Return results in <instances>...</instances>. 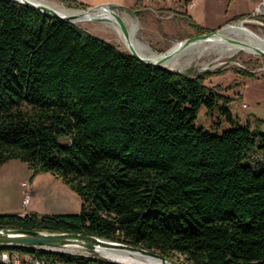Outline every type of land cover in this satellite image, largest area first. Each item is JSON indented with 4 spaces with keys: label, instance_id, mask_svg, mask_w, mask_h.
Wrapping results in <instances>:
<instances>
[{
    "label": "trees",
    "instance_id": "1",
    "mask_svg": "<svg viewBox=\"0 0 264 264\" xmlns=\"http://www.w3.org/2000/svg\"><path fill=\"white\" fill-rule=\"evenodd\" d=\"M210 76L141 63L75 24L0 0V165L52 173L81 201L78 214L0 215V230L84 234L190 264H264V166L245 161L264 151V133L234 124L224 107L227 129L195 126L201 107L218 108Z\"/></svg>",
    "mask_w": 264,
    "mask_h": 264
},
{
    "label": "rangeland",
    "instance_id": "2",
    "mask_svg": "<svg viewBox=\"0 0 264 264\" xmlns=\"http://www.w3.org/2000/svg\"><path fill=\"white\" fill-rule=\"evenodd\" d=\"M41 1L62 5L50 0ZM262 2L263 0H260L257 4ZM127 4L130 5V3ZM62 6L81 10L64 4ZM117 13L134 21L138 25L137 39L158 54L168 52L178 47L184 39L198 35L193 31L188 34L187 26L184 28L173 26L175 23L171 22H175L176 16L163 9H158L157 15L147 13L151 15L148 19L150 22L147 23L148 31L143 27V15H138L140 16L138 19L134 16L135 11L119 10ZM243 21L244 26L255 35L264 36V5H260L258 11H252L243 19L228 22L226 25ZM74 23L91 35L112 44L119 51L129 54L130 47H127L108 25L109 21L83 20ZM135 53L138 54L136 51ZM189 56L179 54V67L173 71H179L191 77L204 73L211 74L204 81V85L220 95L218 108L210 115L204 107L199 109L195 126L209 133H220L227 129L229 123L219 112V109L224 107L234 124L248 126L251 131L264 133V56L246 48L232 56H227L220 50L212 51L191 61ZM239 69L252 76L238 75L236 71ZM245 161L256 169L262 168L264 151H251ZM80 204L79 196L61 178L52 173L34 171L26 163L18 160H9L0 165V215L78 214ZM169 260L174 264H190L179 255Z\"/></svg>",
    "mask_w": 264,
    "mask_h": 264
},
{
    "label": "water",
    "instance_id": "3",
    "mask_svg": "<svg viewBox=\"0 0 264 264\" xmlns=\"http://www.w3.org/2000/svg\"><path fill=\"white\" fill-rule=\"evenodd\" d=\"M11 2H16L19 4H25L34 8L35 10L39 11L45 17H54L58 18L63 22L74 24L73 19L76 16H62L56 13L53 9L48 7L43 1L38 0L37 3L31 1H14V0H7ZM67 10H75L84 13H92L97 10H104L106 11L109 16L112 18L114 24L119 29V32L124 38L128 37V31L126 25L124 24L121 16L117 13V11L121 10L122 7H117L116 5L112 4H104L98 5L95 7L87 8V9H70L65 8ZM92 21H107V18L97 19V17H92ZM225 25L218 30L210 31L208 33L198 34L191 36L187 39L181 41L178 47L165 52L160 53V58L157 60H148L140 57L135 53L132 49H128L129 55L133 58L138 60L141 63L152 65L156 67L163 68L169 72L171 70L164 67V63L170 59L172 56L182 52L183 50L187 49L190 45L195 42L202 41L209 39L212 36L218 34L220 30L227 27ZM156 53V52H155ZM258 54L264 56V52L258 51ZM179 72V71H178ZM67 247H73V249H85L94 252H100L101 254L105 250L114 249L120 251L130 252V254L139 253L144 256L153 258L154 260L158 261V264H174L166 257H163L157 253H153L151 251L118 243L113 241H108L102 238L78 234V233H62V232H44V231H30V230H20V229H2L0 230V248H20V249H39V250H54L59 251L60 249H65ZM103 255V254H102ZM105 258V257H104ZM108 262L117 264L107 258H105Z\"/></svg>",
    "mask_w": 264,
    "mask_h": 264
},
{
    "label": "bare ground",
    "instance_id": "4",
    "mask_svg": "<svg viewBox=\"0 0 264 264\" xmlns=\"http://www.w3.org/2000/svg\"><path fill=\"white\" fill-rule=\"evenodd\" d=\"M14 1H31L37 3L38 0H14ZM48 7L53 9L56 13L62 16H76L73 22L91 20L92 17L97 19L107 18L109 21L108 25L119 35L121 41L127 46L132 47L139 56L144 57L148 60H157L160 58L158 53L152 51L147 44L141 42L136 37L138 25L127 16H121V19L126 25L128 31V37L124 38L119 29L114 24L112 18L104 10H97L92 13H84L80 11L67 10L62 5L55 3H46ZM264 5V3H263ZM75 24V23H74ZM249 49L254 52H264V36L255 35L248 28L244 26V21L236 24L228 25L218 32L217 35L210 37L209 39L198 41L190 45L187 49L172 56L164 63V67L173 71L179 67L178 56L179 54H188L189 60L200 58L203 55L209 54L212 51L220 50L227 56H232L241 49ZM219 52V51H218ZM163 54V53H162ZM65 249H73V247H67ZM103 257L117 263V264H158L157 260L144 256L139 253L120 251L109 249L103 251Z\"/></svg>",
    "mask_w": 264,
    "mask_h": 264
},
{
    "label": "crops",
    "instance_id": "5",
    "mask_svg": "<svg viewBox=\"0 0 264 264\" xmlns=\"http://www.w3.org/2000/svg\"><path fill=\"white\" fill-rule=\"evenodd\" d=\"M50 1H55L62 5H63L62 2L73 3L75 4V7L80 9H87L104 4H112V5H116L117 7H122L121 11L133 12L135 10H138L134 16L138 19L140 17V16L138 17V15L141 14L144 16L143 27H145L147 31L149 30L148 29L149 24L147 23L150 22V21L148 22V19L151 18V15L147 13L149 12L154 15L158 14L157 11H155L154 9L153 11L147 10V8L144 7L138 9L135 6L134 3L135 0H50ZM258 1L260 0H193V4L188 6L180 5V4H171V3L164 4L163 7L156 6L155 4L153 5L149 4V6L153 8L163 9L167 11L169 14H174V17L176 15L185 13L193 20V22H195L203 29L209 31H215L220 27L226 25L228 22H232L234 19H237L239 17H246L248 16V14H251L252 11L256 10ZM127 3H130L131 7ZM215 13L217 15H215ZM171 23H175L173 26L177 28L179 27L184 28L185 26H187L185 21L180 16H176L175 22H171ZM165 26L167 27V24H165ZM151 28L152 27H150V29ZM186 28L188 30V34H190L189 33L190 31L191 32L193 31L188 26Z\"/></svg>",
    "mask_w": 264,
    "mask_h": 264
},
{
    "label": "built area",
    "instance_id": "6",
    "mask_svg": "<svg viewBox=\"0 0 264 264\" xmlns=\"http://www.w3.org/2000/svg\"><path fill=\"white\" fill-rule=\"evenodd\" d=\"M135 6L140 9L141 7L147 8V10L157 11L159 8H153L149 6V4H155L156 6L163 7L164 4L171 3V4H180V5H191L193 4V0H135ZM264 0L262 3H259L256 7V11L259 10V6L263 5ZM138 10H135L137 12ZM25 185V184H23ZM39 250V249H38ZM48 251L51 253H61L68 255L70 257H80L85 258L92 261H101L106 260L100 252L89 251L85 249H60L59 251L54 250H43ZM0 264H49L45 260L38 258L37 256L27 253V252H9V251H0ZM53 264H82L76 263L72 261H57L54 260Z\"/></svg>",
    "mask_w": 264,
    "mask_h": 264
}]
</instances>
